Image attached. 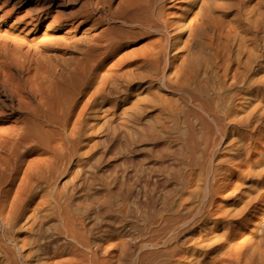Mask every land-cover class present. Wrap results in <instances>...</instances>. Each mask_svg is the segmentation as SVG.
Here are the masks:
<instances>
[{
  "label": "bare ground",
  "instance_id": "6f19581e",
  "mask_svg": "<svg viewBox=\"0 0 264 264\" xmlns=\"http://www.w3.org/2000/svg\"><path fill=\"white\" fill-rule=\"evenodd\" d=\"M156 1L166 3L159 15ZM175 1L119 0L108 12L132 27L140 20L169 17L165 8ZM55 21V27H45L41 40L31 42L24 20H12L0 7V26L7 29L0 35V264H264V130L257 142L259 195H241L240 209H229L232 195L220 196L215 187L209 138L197 141L202 129L223 132L226 113L204 92H183L181 148L189 167L203 176V189L194 199L175 208L167 200L157 206L147 195L122 190L119 195H74L84 193L91 179L86 158L94 171L101 160L99 142L88 152L84 142L88 132L95 137L103 131L96 111L105 79L98 69L110 48L103 43L101 56L86 54V63L72 65L67 50L75 49L73 35L65 21ZM254 22L264 40V0H258ZM87 40L85 31L79 42ZM59 41L63 48H56ZM166 54L167 48L160 47L154 61L161 75ZM251 70H245V79ZM252 112L264 117L257 107ZM244 125L239 122L240 128ZM73 172L80 184L69 193ZM185 257L192 260L184 262Z\"/></svg>",
  "mask_w": 264,
  "mask_h": 264
},
{
  "label": "rangeland",
  "instance_id": "374dc122",
  "mask_svg": "<svg viewBox=\"0 0 264 264\" xmlns=\"http://www.w3.org/2000/svg\"><path fill=\"white\" fill-rule=\"evenodd\" d=\"M118 1L0 0V7L12 14V20H24L31 42L41 40L45 27H55V20L65 21L75 44V49L70 46L67 50L72 65L79 60L86 63V54L100 55L103 43L110 48L106 56L100 55L98 69L105 79L96 111L103 131L95 137L88 132L84 142L85 152L99 142L101 160L94 171L86 158L85 172L91 179L84 193L74 195H119L122 190L125 195H147V201L157 206L167 200L175 208L183 200L195 198L203 189V176L199 169L189 167L182 151L181 114L186 110L184 91L204 92L226 116L223 132L202 129L197 141L208 136L218 195L233 197L222 206L240 209L241 195H259L260 191L257 142L264 130V117L252 112L255 107L264 110V57L258 58L264 56V40L254 25L258 0H208L205 6L201 0H177L165 8L169 17L158 22L155 17L140 20L132 27L109 14L108 7L115 8ZM165 4L156 1V15ZM85 18L88 24L74 33ZM6 30L0 26V35ZM85 31L88 40L80 43ZM63 32L55 33L57 40ZM63 47L57 42L56 48ZM160 47L167 48L163 75L154 66ZM114 62L122 64L113 68ZM248 68L252 70L245 79L243 73ZM245 82L251 87L249 92ZM130 108L132 112L124 115ZM242 120L245 125L240 128ZM244 171L248 177L242 175ZM154 180L160 186L151 188ZM78 184L73 172L69 193ZM173 260L178 261L176 257Z\"/></svg>",
  "mask_w": 264,
  "mask_h": 264
}]
</instances>
